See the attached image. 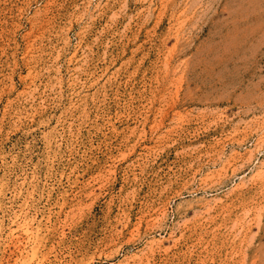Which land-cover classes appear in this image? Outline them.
<instances>
[{"label":"rangeland","instance_id":"374dc122","mask_svg":"<svg viewBox=\"0 0 264 264\" xmlns=\"http://www.w3.org/2000/svg\"><path fill=\"white\" fill-rule=\"evenodd\" d=\"M0 264H264V0H0Z\"/></svg>","mask_w":264,"mask_h":264}]
</instances>
